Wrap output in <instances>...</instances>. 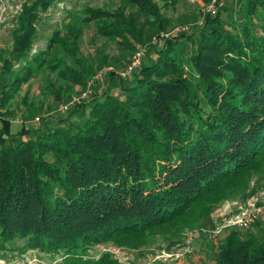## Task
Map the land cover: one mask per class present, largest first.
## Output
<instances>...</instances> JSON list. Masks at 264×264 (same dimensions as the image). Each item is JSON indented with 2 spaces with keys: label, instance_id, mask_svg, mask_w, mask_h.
I'll return each instance as SVG.
<instances>
[{
  "label": "trees",
  "instance_id": "obj_1",
  "mask_svg": "<svg viewBox=\"0 0 264 264\" xmlns=\"http://www.w3.org/2000/svg\"><path fill=\"white\" fill-rule=\"evenodd\" d=\"M54 1L26 0L1 67L0 251L61 254L55 264H120L91 249L112 243L138 250L157 236L174 245L223 203L264 183V0H230L214 15L207 11L196 31L172 36L156 2L128 0L145 25L165 35L152 48L156 56L146 48L132 76L117 77V89L94 87L64 128L13 133L9 104L55 47L80 68L50 66L65 83L85 89L94 77L80 57L82 26L119 39L125 50L146 47L144 25L126 6L86 7L80 27L55 31L47 49L31 56L37 23ZM12 60L24 65L10 79ZM99 60L107 64V56ZM47 88L61 99L59 89ZM28 101L27 92L22 104L32 111ZM215 264H264V224L228 231Z\"/></svg>",
  "mask_w": 264,
  "mask_h": 264
},
{
  "label": "rangeland",
  "instance_id": "obj_2",
  "mask_svg": "<svg viewBox=\"0 0 264 264\" xmlns=\"http://www.w3.org/2000/svg\"><path fill=\"white\" fill-rule=\"evenodd\" d=\"M152 1L156 2L159 7L162 8V15L168 20L165 33L169 36L178 35L180 32L188 30V28L189 30L196 31L197 28L202 25L204 14L208 11L209 7L208 5H204L202 0H176L174 1L175 4H170L167 7L165 3L170 2V0ZM127 2L128 0H55L48 10L42 12L37 23V37L31 56H35L39 52L47 49L49 39L55 31H60V33L64 34L67 33L70 28L80 27L79 21L82 18L84 8L91 7L112 10L121 6H126L128 11L137 14L139 26L142 27L144 25L145 46L149 49L151 57L152 55L155 57L156 53L153 54L154 49L152 50V48L159 47L154 45L153 41L159 34L158 30L155 28L152 30L150 25H145V17L140 14L135 6ZM228 3H230V0H219V5L218 7L216 6L217 11ZM25 4L26 0H0V72L4 59L11 58L13 46L12 35L19 27V17ZM81 31L79 40L80 57H82L87 64L92 65L94 77L86 80L87 86L85 89L81 86L73 85L70 82L65 83L58 77L56 71L50 69V66L54 65L56 62L65 61L66 64L75 68L77 71H80V68L71 57L63 55L60 47H55L50 54L46 56V62L43 67L38 69L33 78L22 86L21 90L9 104L7 118L10 119L11 131L13 133L22 131L27 132L34 128H64L65 123L63 122L68 117L70 110L73 108L79 109L84 105L87 106L90 97L94 94V87L96 90H99L98 93L101 92L100 90H103L105 85L107 88L115 87V89H117V84L120 81L117 78L119 77V73L124 71L132 60L134 53L137 52L139 48H145L141 46L137 48V51L125 50V47L120 45L119 39L111 40L98 35L92 24L82 26ZM148 36L152 39L150 40ZM102 56H107V64H103L99 60ZM13 63L15 66L10 75V79L13 78L14 72L18 71L20 67L24 65V62L20 61H13ZM108 74L113 75L106 77ZM99 76L102 77L98 81L97 78ZM186 77L190 83L194 85L191 79H189L188 74ZM106 82H111V84L108 85ZM50 85L55 90H60V100H56L51 89L47 88ZM90 85L92 86L90 87ZM88 88H92V93L80 99L83 94H86ZM27 92L29 106L32 111L27 110L26 106L22 104L23 96ZM115 92L118 93L117 91ZM74 100L79 102L76 103ZM66 105H69V111L63 109ZM0 112L4 111L0 110ZM77 118L78 117L75 116L72 121H67L68 125L71 122L77 121ZM260 191H264L263 182L259 186L252 184L249 192L257 194ZM247 195H249V193H247ZM240 199L242 198L228 200L223 203L216 210L215 214L210 216L201 228L197 229L198 234L192 245V253L185 255L184 258L179 261L171 258L165 259L160 257V255L163 251L169 253L179 251L189 232L185 233L183 236H179V243H175L174 245L165 237L157 236L151 240L149 245L138 250L109 243L93 247L91 249V254L97 257L104 253H108L118 260L120 264H215V260L227 232L236 229H224L219 235L212 238L208 236L210 234L203 232V230L205 228H218L221 223V215L232 209L234 203L240 201ZM240 232L245 233V231ZM22 245L23 241H19L16 246L22 247ZM61 256V254L55 256L40 250H28L22 254L17 250L0 251V259L5 261L4 264H13L16 261L21 262L26 259H28V261L37 260L38 263L34 264H55L60 261ZM53 260H56V262L53 263Z\"/></svg>",
  "mask_w": 264,
  "mask_h": 264
},
{
  "label": "built area",
  "instance_id": "obj_3",
  "mask_svg": "<svg viewBox=\"0 0 264 264\" xmlns=\"http://www.w3.org/2000/svg\"><path fill=\"white\" fill-rule=\"evenodd\" d=\"M218 5H219V0H213L212 3L208 5L209 6L208 12L215 14L217 11L216 6L218 7ZM164 37L165 35L161 34L156 38H154L153 39L154 45H160ZM145 52H146V47L139 48V50L134 54L128 66L124 69L123 72L119 73V77L123 79H127L130 76H132L133 72L141 66L142 57ZM101 77L102 76H99L97 80L99 81ZM91 86L92 85H90V87ZM91 89L92 88H88L86 94H83L80 97V99L83 96L91 94L92 93ZM74 101H76V103L79 102L77 100ZM63 109L65 111H68L69 105L64 106ZM220 222L221 223L218 226V228L216 229L205 228L203 232L210 234L208 236L212 238L215 237L216 235H219L224 229L227 228L236 229L240 231H248L259 223L264 224V191H260L257 194H253L252 192H249L248 196H246L243 200L235 202L234 207L232 209H230L227 213L221 215ZM197 234H198L197 230L190 231L187 234V237L185 238V241L181 245L179 251L171 252V253L163 251L160 257L165 259L171 258L176 261L181 260L182 258H184L185 255L192 253L193 251L192 245L195 239L197 238ZM4 263L5 261L0 259V264H4ZM34 263H38V261L35 259L28 261V259H26L21 262L16 261L13 264H34Z\"/></svg>",
  "mask_w": 264,
  "mask_h": 264
},
{
  "label": "crops",
  "instance_id": "obj_4",
  "mask_svg": "<svg viewBox=\"0 0 264 264\" xmlns=\"http://www.w3.org/2000/svg\"><path fill=\"white\" fill-rule=\"evenodd\" d=\"M254 229L256 230V229H257V226H256ZM254 229H253V230H254Z\"/></svg>",
  "mask_w": 264,
  "mask_h": 264
}]
</instances>
